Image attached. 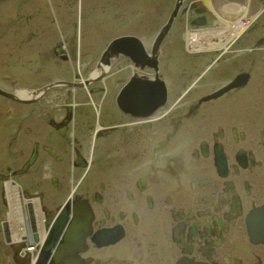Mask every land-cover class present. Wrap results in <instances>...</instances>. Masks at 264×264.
<instances>
[{
    "label": "flooded vegetation",
    "instance_id": "1",
    "mask_svg": "<svg viewBox=\"0 0 264 264\" xmlns=\"http://www.w3.org/2000/svg\"><path fill=\"white\" fill-rule=\"evenodd\" d=\"M51 1L0 0V264H264V25L195 81L160 60L167 101L136 116L132 60L80 51L94 25Z\"/></svg>",
    "mask_w": 264,
    "mask_h": 264
},
{
    "label": "bare ground",
    "instance_id": "2",
    "mask_svg": "<svg viewBox=\"0 0 264 264\" xmlns=\"http://www.w3.org/2000/svg\"><path fill=\"white\" fill-rule=\"evenodd\" d=\"M55 2V3H54ZM53 7L58 8V4H56V1L52 0L50 2ZM111 6L116 8V2L110 0ZM118 7V6H117ZM197 10L195 13V18H191V8H186V23H185V30L183 31L181 28L179 29L178 36L179 39L178 43L181 45L183 50L176 51L175 45L176 43L172 41L174 44L173 48H171V54H174V56H169L170 59L165 60L164 64H166V70L168 74V80H172L173 86H175V83L173 81V76H176V66L175 62L172 59H175L178 62V66H186L185 63H190L184 71V75L188 77H192V79L195 81L196 79H200V67L195 65L202 63L200 59H198L199 56H204L206 52L209 51V48H218L216 50L222 51L223 49H228L230 42H234L235 40L240 39L242 36H244L247 31L250 29L251 24L257 19L259 20L260 16L264 13V6L260 8L258 12H255V15L250 16V19L248 17H240L236 22H231L230 20H226L224 15H234L233 13L239 12L243 9L244 5L242 4V0H223V4H220L218 0H199L198 5L196 6ZM92 8V7H91ZM89 8V12H93V8ZM62 9H64V6H62ZM117 9V8H116ZM129 13H131L129 10H127ZM94 13V12H93ZM120 11H117L116 16L120 15ZM59 14H56V17ZM98 15V14H97ZM96 14H91L94 18L97 16ZM97 20L94 19L92 23L89 22V25L95 24L97 26L98 23H96ZM260 22L262 23L263 20L261 19ZM167 22L165 26L168 24ZM179 26L181 25L178 23ZM264 24V23H263ZM173 26V25H172ZM165 28V27H164ZM235 28V29H234ZM93 32V30L91 29ZM85 32L81 31L80 35ZM161 33V28L159 30V33L157 34L155 38V42L158 40L159 34ZM170 31L167 33L165 38L163 39V42L160 44V47L158 49H162V45L169 37ZM120 40L122 38H126L124 40L126 41H117L113 40L111 41V44L109 45V48L104 53L102 60L107 61V59L116 56V57H128L132 60V63H134L135 71L132 76L126 79V81L119 86V92H118V102L120 107L123 111L127 114H134L136 116H148L149 112L158 104L165 105L167 101V92H168V86L167 83L159 78V63L161 58V52H158L155 48V42L152 45L151 52L148 50L147 45L142 40V43H137L136 40H139L140 37L135 34H129V35H123V36H117ZM177 46H179L177 44ZM210 52V51H209ZM178 53V55H177ZM110 54V57H108ZM158 56V61H155L154 56ZM206 55V54H205ZM107 56V57H106ZM149 65L152 69H154V73L157 75L156 79L162 81L159 82L155 79L147 80L142 76V69L145 67V65ZM130 67V66H129ZM133 67H130V71L128 73H131L132 70H134ZM119 72H116V74L113 75L117 76ZM203 76V74H202ZM138 89L141 91L144 96L139 100V102L135 105L133 109L130 110V107L125 104V100L127 99L128 95L131 96V92L135 89ZM159 89V90H158ZM153 93V96L151 95ZM159 95V96H158ZM160 105V106H161ZM159 106V105H158ZM157 109V108H156ZM46 219L43 217L39 220V230L41 232L42 237L44 238L47 235L48 227L45 224ZM12 225H15L17 223V218L14 216L11 219ZM83 223V222H82ZM87 226L88 223L84 224L83 226ZM16 227L19 226V224L15 225ZM42 238V239H43ZM18 239V236L14 235L13 240ZM44 242L42 240L41 244Z\"/></svg>",
    "mask_w": 264,
    "mask_h": 264
},
{
    "label": "rangeland",
    "instance_id": "3",
    "mask_svg": "<svg viewBox=\"0 0 264 264\" xmlns=\"http://www.w3.org/2000/svg\"><path fill=\"white\" fill-rule=\"evenodd\" d=\"M75 1L76 4H78V10L80 11L78 14L76 12L78 16L77 23L80 25V27L89 25V22L92 23L94 19H96V23H98L97 26L92 24L94 26L91 27L93 30L91 35L89 32H87L84 39L80 36L78 39L77 36L76 42L78 47L79 42H82L80 46L81 48L79 47L80 51H84L88 47L94 48L97 43V45L103 46L105 48L109 45V42L113 38H117V36L135 34L144 41L148 47V50L151 52L152 45L155 42L154 40L159 33L160 28H162L167 23L177 0H112L116 2L115 7L117 9H114V7L111 6L110 0ZM196 1L198 2L199 0ZM66 2L71 3L70 0H66ZM189 2L190 0L183 1L179 14L185 11L186 4ZM197 2L194 5H197ZM218 2L223 4V0H218ZM242 4L244 7L239 12L233 13L234 15H224L226 20L228 19L231 22H236L240 17H248L250 19V16L255 15V12H258L260 8L264 6V0H242ZM91 7L94 9V13L89 12V8ZM127 10H129L131 13H129ZM117 11L121 12L119 16H116ZM91 14L98 15L94 18L91 16ZM261 19L263 20L262 23L260 22ZM179 20L180 17L177 15V17L174 19L173 26L170 29L169 37L162 45L161 58L163 62L170 59L169 56H174V54H171V48H173L171 46L174 45L172 44V41L176 43V51L183 50L181 45L178 43L179 39H177L179 38L177 37ZM263 23L264 13L260 16L259 20L257 19L256 22L254 21L251 24L250 29L247 31L248 33H246L247 35H244L246 38L242 36L240 40L245 41L248 39V35H256L257 32L254 31L263 26ZM84 30H86V28H84ZM177 44L179 46H177ZM172 60L176 62L175 59ZM120 65L122 66V62L119 61L117 67L120 68ZM128 68H126V70H128L127 72L130 70L129 66Z\"/></svg>",
    "mask_w": 264,
    "mask_h": 264
},
{
    "label": "water",
    "instance_id": "4",
    "mask_svg": "<svg viewBox=\"0 0 264 264\" xmlns=\"http://www.w3.org/2000/svg\"><path fill=\"white\" fill-rule=\"evenodd\" d=\"M183 1L184 0H178L177 1V3H176V7H175V9H174V11H173V13H172V15H171V17H170V20H169V23L165 26V28H163L162 30H161V33L159 34V37H158V40L155 42V48H156V50L158 51V49H159V47H160V44L163 42V39L165 38V36L167 35V33L170 31V29H171V27H172V25H173V22H174V19L177 17V15H178V13H179V11H180V8H181V6H182V4H183ZM124 39H126V38H122V39H120V40H118L117 39V41H123ZM125 41V40H124ZM138 41V40H137ZM137 43H139L140 44V42L138 41ZM158 52H160V50L158 51ZM109 55V54H108ZM111 55H113V54H110L108 57H110ZM107 57V56H106ZM154 58H155V61L157 62L158 61V56H154ZM159 90V89H158ZM132 94H131V96L130 95H128V97H127V99L125 100V104H127V106L128 107H130L131 105H133V103H134V100H135V102H136V104L139 102V100L144 96V94L141 92V91H139L137 88L135 89V92L134 91H132L131 92ZM151 95L153 96V93H151ZM159 96V95H158ZM159 105V104H158ZM156 107V106H155ZM154 107V108H155Z\"/></svg>",
    "mask_w": 264,
    "mask_h": 264
}]
</instances>
